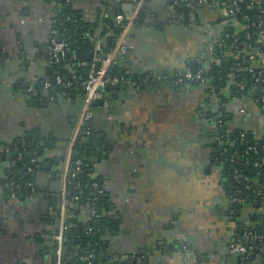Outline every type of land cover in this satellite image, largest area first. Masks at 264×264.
<instances>
[{
    "label": "crops",
    "instance_id": "0c3cea01",
    "mask_svg": "<svg viewBox=\"0 0 264 264\" xmlns=\"http://www.w3.org/2000/svg\"><path fill=\"white\" fill-rule=\"evenodd\" d=\"M181 1L195 14L193 24L177 21L174 0H145L126 36V52L113 65L125 75L152 76L153 83L135 88L130 79L122 81L104 88L103 101L93 104L94 152L88 160L102 194L108 195L100 210V259L258 264L236 254L235 261L228 244L240 225L253 224V216L264 210L250 204L235 210L214 147L216 121L223 114L229 116L228 130L261 135L264 117L256 93L237 94L233 73L222 81L171 80L187 71L208 73L220 65L219 57L236 59L239 53L246 54L249 67L263 70L264 55L244 48L220 54L228 35L243 32V22L228 15L220 0ZM133 3L66 0L80 28H86L83 35L91 34L93 48L84 53L93 52L91 61L107 52L110 34L101 33L104 22L117 13L128 15ZM57 12L47 0H0V264H53L55 259L61 172L82 99L76 90L43 94L50 67L48 35ZM77 67L86 77L87 62ZM33 133L40 136L42 169L33 190L11 197L5 148ZM76 254L75 249L71 257Z\"/></svg>",
    "mask_w": 264,
    "mask_h": 264
},
{
    "label": "trees",
    "instance_id": "16d2710c",
    "mask_svg": "<svg viewBox=\"0 0 264 264\" xmlns=\"http://www.w3.org/2000/svg\"><path fill=\"white\" fill-rule=\"evenodd\" d=\"M54 2L58 6V12L56 15V23L54 26L58 29L61 37L65 38L70 43V52L65 56L64 61L52 64L47 71V78L52 82V78L55 75H59L63 81L71 80L72 74L76 75V80L72 81L71 86L68 88H62L53 82L56 87V91L73 93L74 90L83 93L80 85L81 80L85 77L80 76L79 69L77 67L80 62H87V56L84 53L93 48V44L89 39L83 36L84 31L80 28L79 17H76L72 11L66 8V0H47ZM177 1L175 6L176 13H187L191 11L190 8L183 4L181 0ZM240 10L236 13L235 17L246 24L244 15L250 17V23L252 21H258L259 18L264 17V0H242L239 2ZM140 18V12L136 21ZM92 32L93 30H89ZM102 34L109 33V43L107 51L113 46L114 38L119 33V28L115 24L114 20H107L101 30ZM259 38L257 30L253 26L245 27L243 32L239 35H228L225 42L226 47L219 48V53L224 54L228 50H233L235 53H239L240 49L244 48L245 51L258 49L264 53V44H259L256 40ZM264 38V36H263ZM233 46V49H232ZM246 54L239 53L238 58L227 57L222 60L219 57L220 65L216 66L208 73H203L204 78H214V80L222 81L226 79L228 73H233L235 81L242 80L245 85L243 91H239L238 88H234L236 93L248 94L250 92L256 93V99L260 105L259 98L264 96V69L261 74V82L256 85V88H252L253 79L250 73L246 71L249 67V63H246ZM75 56L76 59H73ZM220 56V55H219ZM73 64L75 66H73ZM237 64L245 71H237ZM73 70L70 72V70ZM256 70V69H255ZM111 74L124 76L133 82H146V85H142L141 88L151 85L153 83L152 76L145 75H125L119 73L112 67ZM104 89V88H103ZM102 89V90H103ZM228 115L223 114L216 121V129L218 138L215 140L214 147L216 149L217 157L221 162L222 174L225 180V187L229 192V195L242 196L243 201L234 203L235 210L238 211L239 207L245 204H250L260 207V196H256L252 189L245 188V182L241 178H234V171H238L241 176H248L250 178V185L256 191H261L264 194V128L260 136H256L250 129H236L230 131L226 128V122ZM88 134L81 136V142L74 148L72 160L80 158L83 161L81 171L76 173L74 177L69 178L66 189V210L69 214H74L73 219L67 221V229L64 233L63 239V264H88L90 261L92 264H115L116 262H108L107 260L100 259V253L104 248V242L100 238L101 224L97 223L98 219H101V204H103L104 195L96 192L93 188V182H98L96 178L92 176L90 171L91 165L88 157L94 152L93 149V131L90 127ZM223 142L222 144L220 143ZM14 148L23 152L24 157L21 160H17L12 166L10 179L17 185L16 195L17 197L25 190H29L27 182L34 181L35 174L39 169H42V164L37 160L31 162V159L39 157L41 152L40 136L37 133L32 135H26L22 140H15L9 144ZM30 167L32 171H27ZM72 167V166H71ZM74 197L77 199L74 200ZM264 197V195H263ZM262 206L264 209V198L262 199ZM94 208L95 215L89 214V209ZM83 210H86L85 218L81 217ZM57 213H59V208ZM98 214V215H97ZM97 215V216H96ZM76 217L78 220H76ZM253 224L248 227L240 225L239 232L242 229L246 231L254 232V237L245 242V245L251 249L253 258L258 259V264H264V212L259 215H255L252 218ZM261 236L260 239L258 237ZM262 245L263 250H258V247ZM55 244L53 245V251ZM77 251L75 257H71L72 251ZM88 252H92L93 256L89 257ZM249 260V258L247 259ZM134 260H131L129 264H134Z\"/></svg>",
    "mask_w": 264,
    "mask_h": 264
},
{
    "label": "built area",
    "instance_id": "2783aa9c",
    "mask_svg": "<svg viewBox=\"0 0 264 264\" xmlns=\"http://www.w3.org/2000/svg\"><path fill=\"white\" fill-rule=\"evenodd\" d=\"M145 0H134L133 8L130 11L128 15H124L122 13H117L114 16L115 24L119 28L118 35L114 38L113 46L105 53V57L97 58L93 61H91L89 65V71L86 77L81 80L80 85L82 87V99L80 103V107L78 110L77 115L75 116L71 132L68 138V144H67V152L65 156V160L62 167L61 172V185L58 192L59 197V227L58 230L53 234V241L55 242V248H54V263L53 264H63V239H64V233L67 229V221L69 218H73L74 214L67 213L66 210V197H67V189L66 184L69 180V178L74 177L76 173L81 171V168L83 166V161L80 158H75L72 160L74 148L77 144L81 142V136L88 134L90 132L89 129V122L93 115V103L96 98L99 97L100 92L103 88L109 86H116L122 81H129L124 76H119L116 74H111L110 71L116 62L122 55L126 52V43L125 39L126 36L130 30V28L134 25L139 12L141 11L143 4ZM242 0H220L217 3L224 8H226V11L228 15L231 17H235L236 13L240 10L239 2ZM177 1L173 2V5L176 6ZM243 18L246 21V24L244 26L247 28L249 26H253L257 30V35L259 38L256 40L259 44H264V17L259 18L258 21H252L250 23V17L244 15ZM176 19L178 22L185 23V24H193L196 21V16L193 13V11H188L187 13H177ZM56 23V19L54 20V23L52 27L50 28L49 35H48V44H47V50H48V58H49V65L51 66L54 63H59L64 61L65 56L70 52V43L61 35L59 34L58 29L54 26ZM85 38L91 39V34L86 33L83 35ZM255 52L259 55H264L261 51L258 49H255ZM254 52V53H255ZM256 54V53H255ZM256 54V55H257ZM100 55V53H98ZM253 54L249 56V58H253ZM73 59H76L75 56H73ZM98 62V63H96ZM81 64H86V62H80ZM237 71H245L242 67H240L237 64ZM247 72L250 73L252 81V88H256V85L261 82V74L262 70H254L251 67H248L246 69ZM229 76L231 75L228 74ZM203 73L200 72H184L182 74H176L173 79L171 80L172 83L180 84L186 81H197L203 79ZM54 82L61 86L62 88H68L71 86L72 81L76 80V75L72 74L71 80L69 81H63L59 75L53 76ZM159 79V78H158ZM131 81V80H130ZM44 87L46 89L51 87V83L48 79L44 80ZM131 84L134 85L135 88H141L142 85H146V82L143 80L142 82H131ZM236 87L239 91H243L245 89V85L243 84L242 80L236 81ZM61 95H67L66 92L61 91ZM260 101V112L261 115L264 117V96L259 98ZM218 138V136L216 137ZM222 144L223 142L220 141ZM10 146H7L5 148V154L9 161L10 166H14V163L17 160H21L24 157L23 152L17 150V148H14V153L11 150ZM37 159L33 157L31 159V162H35ZM221 163V162H220ZM72 166V167H71ZM27 171H32L30 167L27 168ZM234 178L238 179L241 178L243 182H245V188L246 189H252V192H255L256 196H260V202L261 205H259L261 210L263 209L262 206V199L263 193L261 191H256L252 188L249 181L250 178L246 175L241 176L238 171H234ZM29 188L33 190L34 182L29 181L26 183ZM93 188H95L96 192L99 194H102V189L100 185L97 182H93L92 184ZM7 188L9 190V194L11 197H15L17 185L12 181L9 180L7 184ZM231 198L232 203H236L239 201H243L244 198L242 196L237 197L236 195H229ZM77 199V197H74V200ZM96 211L92 207L89 209V214L95 215ZM98 215V214H97ZM96 215V216H97ZM240 227H238L233 232V238L231 242L228 244V249L230 253H234L241 257L242 260H246L249 258L251 254V249L247 247L242 241L252 239L255 235L254 232L246 231L245 229H242L241 232L238 231ZM261 236L258 237L260 239ZM258 250L262 251L263 246L260 245L258 247ZM88 256L92 257V252H88ZM118 263H128L130 259H121V258H115L111 259ZM88 264H92L90 261Z\"/></svg>",
    "mask_w": 264,
    "mask_h": 264
},
{
    "label": "water",
    "instance_id": "95a60500",
    "mask_svg": "<svg viewBox=\"0 0 264 264\" xmlns=\"http://www.w3.org/2000/svg\"><path fill=\"white\" fill-rule=\"evenodd\" d=\"M83 30H85L86 28L85 27H83L82 28ZM93 52H90V53H88V60L90 61L91 60V58L93 57ZM99 58H103V57H105V54H100V55H97ZM96 63H98V62H96ZM192 72V71H191ZM52 82H54V79L52 78ZM123 85V84H122ZM121 85V86H122ZM105 89L106 90H109L110 89V87H105ZM55 92L56 91V87L55 86H53V87H51L50 89H47V90H44V92H43V94L44 95H47L49 92ZM103 101V99L101 98V97H98V98H96L95 100H94V103L93 104H97V103H100V102H102ZM108 195L107 194H105L104 195V198L105 197H107ZM71 219H73V218H69L68 220H71ZM102 222V220L101 219H98L97 220V223L98 224H100ZM106 223H109V222H106ZM110 224V223H109ZM244 244H245V240H243L242 241ZM109 252H107L106 251V254H108ZM235 261L238 259V257L235 255V254H232V255H230ZM230 256H228V257H230ZM249 258L250 259H253V255L252 254H250V256H249Z\"/></svg>",
    "mask_w": 264,
    "mask_h": 264
}]
</instances>
